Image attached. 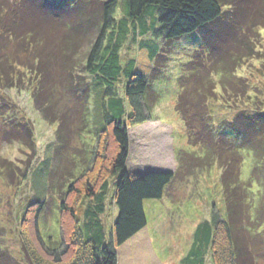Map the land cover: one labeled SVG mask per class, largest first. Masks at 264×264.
Instances as JSON below:
<instances>
[{"label": "rangeland", "instance_id": "374dc122", "mask_svg": "<svg viewBox=\"0 0 264 264\" xmlns=\"http://www.w3.org/2000/svg\"><path fill=\"white\" fill-rule=\"evenodd\" d=\"M261 2L246 9L250 21H260L264 12ZM1 3L4 10L1 9L0 15V59L5 60L9 73L4 75L0 64V264H44L43 261L49 264L56 258L63 259L65 264L81 258L83 262L84 253L88 252L87 233L94 220L87 212H97L96 206L104 208L96 219L107 243L118 217L115 191L119 175L113 173L112 165L116 145L111 129L102 133V125L108 119V97L122 98L129 107L127 80L122 76L110 89L107 81L92 73L107 37L93 62L91 58L103 30L104 4L113 5L117 21L126 18V1L1 0ZM33 8H39L36 13H50L55 20V29L49 34L52 37L48 42L43 40V47L40 43L31 44L30 40L18 43L9 37L10 29L18 24L30 28ZM223 11L232 12L230 7ZM156 15L154 12L153 17ZM220 22L217 26L224 31L228 17ZM66 24L78 26L87 38L88 42L77 51L72 47L65 50L66 36L71 32ZM151 25L150 21L148 38L131 34L121 51L122 64L135 60L136 71L149 79V105L155 102V94L158 96L148 120L128 126L127 170L135 175L173 172L176 177L162 200L147 201L148 226L117 250L118 263L183 264L197 228L220 215L226 217L229 198H233L237 200V209L244 213L241 216L244 221L238 227L240 233L236 235H245L241 247L254 256L257 264H264V154L251 159L245 149L240 151L244 163L236 172L241 173V185L231 194L224 190L225 169L218 160L232 158L227 144L219 143L221 148L214 149L221 154L214 155L216 159L211 166L207 160L204 165L199 163L206 152L189 144L177 104L184 94L180 86L186 80L182 78L191 74L187 67L191 56L207 47L202 44L203 28L168 47L159 36L161 32L155 34L161 26L152 29ZM234 32L231 29L229 33ZM253 33L256 37H250L256 55L244 61L235 73L232 79L235 90L225 91L220 76L204 77L211 76L216 86L207 104L206 121L215 135L235 142L232 128H237L242 131L239 140L257 147L255 143L262 137L264 140V28ZM109 34L110 30L106 31V36ZM152 40L153 43H148ZM236 44L237 41L235 47ZM59 46L64 48L61 62L50 55L55 48L63 49ZM159 48V54L167 61L157 76L152 59ZM219 50L222 52H214L215 65L213 59L212 63L208 59L203 63L212 73L220 67L224 54L230 53L227 46L226 50L223 47ZM184 155L192 157L195 163L192 159L182 163ZM252 177L255 181L249 189L254 195L244 187H249ZM71 186L73 192L69 190ZM244 227L250 234L242 231ZM206 253L208 264H215L213 251ZM225 261L220 260L222 264Z\"/></svg>", "mask_w": 264, "mask_h": 264}, {"label": "trees", "instance_id": "16d2710c", "mask_svg": "<svg viewBox=\"0 0 264 264\" xmlns=\"http://www.w3.org/2000/svg\"><path fill=\"white\" fill-rule=\"evenodd\" d=\"M125 1L127 5L125 10L126 18L117 21L113 17V5L104 4L103 30L95 42L91 58L93 62V57L100 52L103 40L107 37V43L92 73L107 81V88L110 89L115 83L121 80L122 76L127 80L126 97L131 111L129 107L127 108L122 98L108 97V119H106L105 125H102V133L108 131L109 128L111 129L112 137L116 145V149L112 156V165L113 173L119 175L115 191V205L118 208V217L113 227L111 241L109 240V243H107L102 225L96 219L98 214L103 213L104 208H102V206H96L95 210L97 212H87V214L94 219H91L93 228L90 229V225H87V228L90 229L86 239L89 254L88 252L84 253L83 262L81 258L80 260L74 261L72 264H119L117 250L148 226L145 204L150 200H162L165 190L176 177V173L173 172H155L135 175L127 170V163L130 158L128 126L139 125L146 122L151 115L153 106H155L158 100V96L155 94V102L149 105L150 103L147 100L151 88L149 79L136 71L135 60H130L124 66L122 64L121 51L131 34L134 35L137 33V38L140 36L148 38L147 36L150 34V21L152 29L157 28L159 25L161 26V30L156 31L155 34L161 32L159 36L165 40L168 47H171L174 41L180 40L203 28L202 44H207V47L203 51H201V49L196 50L191 56L187 66L190 67L189 72L191 74L187 76V79L182 78L183 81L186 80L185 83H182L180 86L184 94L180 96L177 104V112L181 115L185 123L189 144L194 147L200 146L206 152L204 159L199 161V163H203L202 165H204L207 160L211 166L212 163L215 162L214 160L216 159L215 156L217 153L221 154L219 150L215 152L216 150L214 151V149L221 148V145H218L219 143H224V145L227 144L228 151L232 153V158L230 160H222L219 158L218 160L222 168L225 169L222 175L224 190L226 193L231 194V192H235V188H239L241 185V173L236 172V169L238 168L239 171L244 163L240 154L243 152L242 149H245L244 153L251 156V159L259 158L262 156V152L264 154L263 137L259 142L255 143L257 147H253L239 140L242 137V131L237 128H232L236 133L235 142L227 141L215 135L210 124L206 121H208L209 118V108L207 104L214 96L213 91L216 89V86L213 79L210 78L211 76L204 77L207 74L220 76L222 80L221 84L225 91L235 90V82H232L235 73L242 67L244 61L256 55V47L250 35L256 37L253 30L264 28V12L260 17V21L253 22L248 19L246 9L262 3V0ZM3 5L4 4H2L0 0V15ZM226 7L231 8V14L229 11H223V8ZM262 8L264 10V7ZM3 10L4 9H2V11ZM36 11H39V8L36 10L33 8L32 18L29 19V22L32 24L29 29L19 24L10 29L8 33L11 39H15L18 43L24 40H30L31 44L40 43L41 47L44 46L43 40L49 41V37H52L49 36L51 29H55V20L48 12L46 14H40V12L36 13ZM154 12L157 13L156 17H153ZM147 17L149 19L148 22ZM225 17H228V24H226V29L224 31H220L217 25L221 24L222 22L220 21ZM0 18L2 17L0 16ZM37 23L38 26L36 25ZM235 23H237V25H234ZM210 26L214 27L212 29H205ZM66 27H68V30H70L71 27V32L66 36V43L64 44L66 46L65 50H69L72 47L73 50L77 51L79 48H82L81 45L87 41V38H84L85 34L80 32L78 26L66 24ZM230 27L235 30L234 34L229 33L231 29L229 32L227 31V28ZM108 30H110V34L106 36V31ZM240 34L242 36H240ZM231 37L234 39H231ZM235 41H237L236 47L234 45ZM153 42L152 40L148 43ZM146 44L147 42L143 44V46L145 47ZM156 44H158V42H156ZM226 46L227 49H230V53L224 54L225 59H222L220 67L217 68L214 73H212V71L210 72L209 66L207 67L203 63L206 59L211 61V63L212 59L213 62H215L217 57L214 60V52H222L219 48L223 47L226 50ZM63 52L64 48H55L53 54L50 53V55L60 60L63 58ZM159 52L160 48L152 59L153 62L156 63L154 73L157 74V76L163 71L165 62L167 61V58H163V55L159 54ZM60 62L58 63L60 64ZM58 63H54V65L58 67ZM0 64L3 68L4 75H7L9 71L5 60L0 59ZM215 64L216 62L214 65ZM43 65L45 66V64ZM202 67H204V69H201ZM57 69L59 70V68ZM198 74L202 77H199ZM112 159H110V161ZM188 159H192L194 163L196 161L187 155H184L181 161L182 163H186ZM256 169L257 168H255V170ZM250 180L251 183L249 187H244L248 189L249 193L253 194L249 188L255 179L252 177ZM103 188L106 190V185H104ZM69 190L73 192L74 186H71ZM101 200H103V198H101ZM229 201L227 216L223 217L220 215L223 221H220L221 219L216 217L212 221L205 222L197 228L194 234L192 249L189 251L188 256L182 261L183 264H208V261H206V251L208 250H210V253L213 251V262L215 264H222L220 260H226L224 264H257V261H254V256L247 252L245 248L243 249V247H241L243 245L241 242L243 243L245 241L243 238L245 235L236 236L240 233L238 227L240 221H244V219H242L243 217H241L244 213L237 209V200L229 198ZM244 228H242L244 229L242 231H244L246 235L250 234V230H248L247 227ZM234 236H236V238ZM32 254H35L34 251H32ZM37 258L40 259L42 256H40V258L37 256ZM220 258H223V260ZM42 259L44 260L45 258ZM43 262L46 264L45 261ZM49 264L65 263L63 259L59 261L56 258L53 263Z\"/></svg>", "mask_w": 264, "mask_h": 264}, {"label": "crops", "instance_id": "0c3cea01", "mask_svg": "<svg viewBox=\"0 0 264 264\" xmlns=\"http://www.w3.org/2000/svg\"><path fill=\"white\" fill-rule=\"evenodd\" d=\"M137 175H139V174H137ZM141 175V174H140ZM142 175H144V174H142Z\"/></svg>", "mask_w": 264, "mask_h": 264}]
</instances>
